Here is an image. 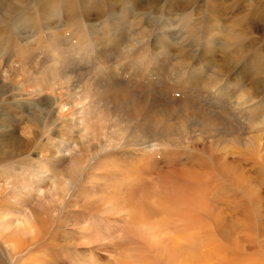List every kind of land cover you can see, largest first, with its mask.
<instances>
[{
  "label": "bare ground",
  "instance_id": "6f19581e",
  "mask_svg": "<svg viewBox=\"0 0 264 264\" xmlns=\"http://www.w3.org/2000/svg\"><path fill=\"white\" fill-rule=\"evenodd\" d=\"M37 1L34 3L41 12H46L51 3L57 2L58 13L63 10L71 12L67 18L69 23L76 19L75 10L86 16L87 10L101 3L100 0H45L46 5H41ZM123 2L127 5V13L136 16L132 8L134 0ZM11 3L0 0L1 7H9L10 11ZM109 12H114L112 6ZM45 28L47 32H51L48 38L53 39L52 36L56 34H52V31L60 26ZM95 28L91 25L90 31L94 32ZM52 44L51 47L55 48L56 45ZM101 44L103 46L105 42ZM103 55L105 54L100 56ZM27 61L16 60L12 69L22 70L29 65ZM184 77L181 81L171 77V84H166L157 91L154 90L158 88L155 86L156 79L143 84L137 83L138 89H133L136 84L121 85L116 78L108 85L106 81L105 86L95 87L93 94L110 98L118 106L116 112L110 109L105 112L101 107L85 104L84 101L94 98L88 91L82 99L83 103L79 100L74 104L75 108L71 109L73 113L70 110L71 118L64 115L66 122L63 126L60 122V130L57 132L60 135L57 136L58 144L52 159V163H66L67 174H50L49 178L53 181L48 195H45L47 197L41 196V190L36 191L40 196L34 199V206L42 208V212L38 211V214L41 212L44 216H39L41 213L35 214V208L30 210L35 212L28 211L24 214L18 211L23 208V191L14 199L9 196L0 197V264H66L63 260L65 256L58 254L62 245L55 242L60 232L56 228H62L60 240L68 242L63 244L71 248L68 254L69 264H253V257L264 262V215H250L253 214L248 204V200L253 199L249 190L251 180L240 174L241 164L248 161L245 159L246 151L264 161V138L259 134L264 132V113L258 120L246 122L248 130H252L255 135L249 133L246 137H239L237 128L225 125L221 121L220 111L218 113L214 108L219 99L227 96L226 92L223 94L225 90L216 89L215 84L212 82L210 85L208 80V88L215 86V91H212L213 88L208 91L213 92L211 99L218 103L210 106L211 109L208 104V110L202 108L205 114L200 113L198 104L191 101L188 103L184 98L186 94L194 93L195 89L197 92V88L205 87L199 86L202 81L197 84L198 80L195 81L187 74ZM54 78L51 80H55ZM59 80L56 83L53 81L51 89L45 91L56 94L60 90L54 103L61 96L68 95L71 89V86L64 85L61 80V84H58ZM160 84H163L159 83L161 88ZM201 85L204 86L205 83ZM38 87L42 86L37 85L32 91L36 89L37 92L40 89ZM44 88L47 89V85ZM80 92L79 90L78 93ZM173 93H178L177 98L175 97L178 101L166 103L164 98L168 96L166 99L171 100L173 96L170 95ZM257 93L263 95L261 89ZM241 98L243 100V96ZM225 99L229 102V98ZM65 106L63 103L58 107L61 119L65 118L61 113ZM250 108L242 103L235 104L230 110L234 115H239L248 113ZM65 110H68L67 107ZM157 115H162V119H158ZM93 120L95 121L89 122ZM73 134L77 136V140ZM253 136L256 138H250ZM240 146L243 148L242 152L237 151ZM80 151L84 152L85 157L80 156ZM91 158L94 163H90ZM262 164L257 168L260 171H263L264 163ZM40 169L43 175L47 174L43 171L44 167ZM40 177L38 172L33 184H40ZM80 177L83 180L77 186ZM241 178H245L246 184L243 185ZM6 185L11 194L13 187ZM54 190L60 192L62 197L58 195L60 197L55 198L57 194H53ZM41 198L48 200L45 202L43 199L45 203L40 205ZM9 200L12 209L9 207ZM253 205L254 202H251L250 207ZM56 206L66 214H84L81 215L84 220L72 219L74 222H71V228L66 231L67 224L63 223L64 219L62 221L59 218ZM68 208L81 210L71 211ZM10 209L12 215L7 218L8 214L4 213L11 212ZM44 209L57 214L50 217ZM48 216L52 218L50 223ZM233 246L240 247L235 249ZM217 251L229 253L224 255L222 262L215 263L210 257Z\"/></svg>",
  "mask_w": 264,
  "mask_h": 264
},
{
  "label": "rangeland",
  "instance_id": "374dc122",
  "mask_svg": "<svg viewBox=\"0 0 264 264\" xmlns=\"http://www.w3.org/2000/svg\"><path fill=\"white\" fill-rule=\"evenodd\" d=\"M34 1L36 2L37 0H8V2H12L11 11L9 7H1L0 4V51L3 49L0 52V59L3 60V66L0 67V193L4 192L0 194V197L9 196L14 199L13 197L18 196V193L23 191L24 202L21 205L23 208L18 209L21 214L28 211L35 212L30 210H34L35 207L38 208V206H34L36 205L34 199L40 196L39 192H36L37 190H41L42 197H47L45 195L52 187L53 181L52 178H49L50 174L55 173L54 176L59 172L60 174H67L65 173L67 170L66 163H52L58 144L57 136L59 137L60 135L57 132L60 130L61 123L63 126L64 122H66V116L71 118L73 113L71 109L75 108L74 106L79 100L82 102V99L85 98V93L88 91L87 93L92 95L94 90L96 91V82L105 86L107 82L108 85L109 82L116 78V81L121 80L130 85L136 84L135 87L137 88L134 87L133 89H138L139 84L156 79L155 86L158 88L154 90L157 91L163 89L164 85L171 84V77L176 81H181L187 74L192 79H196L195 81L198 80L197 84L201 81V84L205 83L204 86L199 85L205 88H197V92H195V89L194 93L188 92L190 94H186L187 96L184 98L189 101L188 103L191 101L195 102L196 105L198 104V108H201L200 113H204V110L202 111L203 107L208 110V107H206L208 104L209 107L215 106L217 102L211 99L213 92L208 91L212 90V88L215 89L217 83L223 81V84L218 88L216 87V89L223 88L225 90L223 94L226 92L227 96L219 99V103L217 102L218 104L216 103L217 105L214 107L218 113L220 111L221 121L225 125L236 127V133L239 134V137L242 135L246 137V134L249 133L255 135L252 130H248L246 122L258 120L264 113V0H134L132 8L134 13L139 16L127 13V5L123 2L124 0L122 3H119L121 0H100L99 6L95 5L87 10L86 16H82V12L75 10L76 19L73 22L70 21V23L67 18L71 15V12L63 10L58 13L56 10L58 9L57 2L51 3V7H47L46 12H41L39 8H36L37 4ZM38 1H40L41 5L45 4V0ZM111 6L114 12H109ZM113 14H116V16H113ZM111 16L117 20L114 21ZM120 20L122 21L120 22ZM49 25L60 26L57 30L52 31L54 32L52 34H56L52 36V38L54 37L53 39L48 38L51 32L48 31V33L45 28L50 27ZM91 25L96 27L95 30L98 29L97 32L95 30L94 32L90 31ZM100 39L103 41H100ZM52 40L57 42L53 43L51 42ZM98 40L101 43L105 42V45L102 46ZM52 43L58 46V50L56 46L55 48L54 46L51 47ZM128 47L130 50H134L131 61L121 63V61L125 60ZM52 49L55 50L53 51ZM69 50H71L73 55L66 58ZM75 54H78V56ZM101 54L105 55L101 57ZM37 55H42V59L50 61L51 67L48 69V74L38 73L35 70L34 60ZM217 55L220 57L219 60L214 58ZM209 56H213V59L209 60ZM13 59L15 61L28 60L29 65L22 70L14 71L12 68L9 69V64ZM69 60H75L80 65L90 66L91 70L88 73H68ZM133 64L135 67H133ZM157 65H160V71L154 70ZM237 68L240 71L235 82H228L229 74ZM22 73L25 75L20 78ZM27 73H31V75H27ZM67 75H72L73 77L72 81L69 82L70 84H67L71 86L69 94L66 95L67 97L65 95L61 96L60 100L54 103V98H57V92L60 90L56 92L57 95L50 91L56 97L52 96L49 91H45L50 90L51 85L55 81L58 82L57 80L60 79L63 82ZM86 77L91 78L89 83L92 87L77 88L75 86L76 80L85 79ZM107 77H110V79H107ZM51 78L55 80H51ZM60 80L58 84H61ZM208 80L210 85L213 82L215 86L212 85L208 88ZM216 81L217 83H215ZM159 83L163 84H160L161 88ZM37 85L43 88L47 85V89L38 87L40 89H37V92L36 89L32 91L35 87L37 88ZM248 89H251L252 94L257 96L259 104L252 106L250 113H242L243 115L239 114L240 116L238 114L234 115V112L230 110L235 106L232 103L234 94L242 92L243 100H246ZM256 89L258 91L261 89L263 95H258L259 93H257ZM79 90L82 93L80 92L79 94ZM243 91H245V95H243ZM182 95L185 96V94ZM170 96H173L172 99L175 102L172 99L168 101L166 99L168 98L167 96L164 98L165 101L167 100L166 103L170 101L176 103L178 101L176 99L178 93H173ZM160 97L161 95H159ZM225 98H229V102ZM63 103L66 104L65 108L67 107L68 110H65V108L64 111L61 110L63 116L66 115L64 119H61L58 116V107L60 108ZM70 110L72 113H70ZM255 110L258 111V114ZM249 114L252 115L248 116ZM255 116L258 118H255ZM157 118L162 119V115H157ZM221 125H218V127ZM195 126L197 127L198 125ZM44 134L48 136L46 137ZM75 134L73 136L77 140ZM259 134L264 138V132ZM48 138L49 141H46ZM74 138L73 141L75 140ZM237 151L242 152L243 148L241 149L240 146ZM80 152V156L85 157L84 152ZM245 153V159H248V161L243 164L240 163L242 166L240 174L249 177L251 180V188L249 190L253 199L252 201L248 200V204L253 214H249L257 217L258 215H264V167L263 171L257 169L263 165L264 161L257 159L252 152L246 151ZM49 159H51V162ZM94 162V159L91 158L90 163ZM42 167H44L43 171L47 172V174H44L45 176L41 173L42 171H39ZM38 172L41 174V179H39L40 184L36 186L33 183L35 181L34 177ZM78 179L77 186L80 184V180H83L81 177ZM244 179L241 178L243 185L246 184ZM6 184H8V187H13L11 194L12 192L14 193L12 195L8 192L9 189H7ZM54 192L53 194H57L55 198L60 197L58 196L61 195L60 192L58 193L56 190ZM30 197L33 200L29 199ZM43 199L45 202L48 200L47 198H41L40 205L45 203ZM251 202H254L252 207H250ZM10 204L11 200H9V207L11 208ZM37 208H35V214H38V211L42 209ZM55 208L58 210L59 218H62V221L64 219L63 223L67 224L65 226L66 231L71 228V222L82 221V218L84 220L83 216L81 218V215L84 214L78 212L74 213V215L73 213L66 214V212H61L62 209L60 207L59 209L57 206ZM55 208L54 211H57ZM76 209L81 210L80 208ZM45 210L50 217H53V214H57L53 213L54 211L52 212V210ZM4 214H8V218L12 215V210ZM47 215H45L46 220H48ZM39 216L44 215L41 213ZM45 217L41 219L45 220ZM50 222H52V218H50ZM51 225L54 226L52 223ZM56 231H60L57 235L60 238L57 237L55 242L62 245V249L58 250V254L64 255V262L69 264L68 254H70L71 248H67L63 244V242L66 244L68 242L60 240L62 239V228H56ZM58 239L60 242H58ZM239 245L241 246V244ZM240 246L233 247L239 249ZM233 251L234 249L232 248L231 252ZM226 253L229 252L217 251L210 258L215 263L222 262V258ZM253 262H255L253 264H264L263 261L258 260L256 257H253Z\"/></svg>",
  "mask_w": 264,
  "mask_h": 264
},
{
  "label": "clouds",
  "instance_id": "9594fccd",
  "mask_svg": "<svg viewBox=\"0 0 264 264\" xmlns=\"http://www.w3.org/2000/svg\"><path fill=\"white\" fill-rule=\"evenodd\" d=\"M133 52H134V50H130L128 47L126 49L125 60L121 61V63H126V62L131 61ZM72 55H73V53L71 52V50H69L68 53L66 54V58L70 57ZM75 55L78 56V54H75ZM214 58L217 60L220 59V57L218 55ZM208 59L211 60V59H213V57L209 56ZM69 63H70V67L67 68V72L71 73V74L88 73L91 70L90 66L77 64V62L75 60H69ZM14 64H15V60L13 59L12 62L9 64V69H11ZM2 66H3V60L0 59V67H2ZM50 67H51V64H50L49 60L42 59V57L39 55L36 56L34 68L38 73L48 74V69ZM133 67H135L134 64H133ZM154 70L160 71L161 70L160 65H157ZM150 71H152V70H150ZM239 71H240V69L237 68L235 71L231 72L227 78L228 82H230V83L235 82V80L239 74ZM24 75L25 74L22 73L20 78H23ZM27 75H31V73H27ZM72 78H73L72 75H67L65 77L63 83L68 84L69 82L72 81ZM90 80H91L90 77H86L85 79H77L75 86L77 88H83L86 86L91 88L92 85L89 83ZM117 83L123 85L125 82L118 81ZM221 84H223V81H221L219 84H217L216 87H220ZM95 87L100 88V87H102V84H100L99 82H96ZM93 96H94V98L92 100H86V101H84V103L89 104L92 107H101L102 110H104L105 112H107L109 109L112 112H116L118 110V106L110 98L102 96V95L96 96L95 94H93ZM241 97H242V93H239V92L235 93L233 96L232 103L237 104V105L242 104V103H246L249 107H252L254 105L259 104V101L257 100L256 96L254 94H252L251 89L247 90L246 100H242Z\"/></svg>",
  "mask_w": 264,
  "mask_h": 264
}]
</instances>
